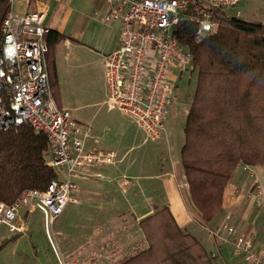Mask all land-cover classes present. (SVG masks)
I'll list each match as a JSON object with an SVG mask.
<instances>
[{
    "label": "built area",
    "instance_id": "1",
    "mask_svg": "<svg viewBox=\"0 0 264 264\" xmlns=\"http://www.w3.org/2000/svg\"><path fill=\"white\" fill-rule=\"evenodd\" d=\"M103 1L109 5L105 20L122 24L120 45L106 58L105 104L130 118L146 141H157L167 133V111L174 90L169 75L174 69L193 66L192 51L178 38L180 25L183 21L196 23L193 39L199 44L217 29L209 7L235 6L243 0H202L198 12L192 0ZM9 4L2 25L0 131L30 125L45 134L57 178L44 190L25 191L12 204L0 202V226L13 233L27 232L23 209L39 210L48 241L55 249L54 224L69 203H80V181L89 167L115 165L117 153L88 149L87 132L69 109L58 105L52 93L45 38L49 31L45 25L47 9L20 11L18 0ZM244 166L255 204L264 209V184L251 166ZM229 220L227 216L218 229L212 230V237L218 244L232 246L233 254L243 263L264 264V246L257 245L252 236L240 232Z\"/></svg>",
    "mask_w": 264,
    "mask_h": 264
},
{
    "label": "trees",
    "instance_id": "2",
    "mask_svg": "<svg viewBox=\"0 0 264 264\" xmlns=\"http://www.w3.org/2000/svg\"><path fill=\"white\" fill-rule=\"evenodd\" d=\"M192 1L198 12L202 0ZM9 3L0 0V55ZM209 10L217 29L199 44L193 39L196 23L183 21L178 32L180 43L194 55L198 75L180 159L189 200L205 225L224 210L225 191L237 166H264V24L227 17L217 7ZM45 38L57 98L56 47L65 35L49 29ZM51 159L46 135L30 125L0 131V202L12 204L29 189H46L57 178ZM140 225L149 247L118 264H216L201 242L179 227L168 207L157 208Z\"/></svg>",
    "mask_w": 264,
    "mask_h": 264
},
{
    "label": "crops",
    "instance_id": "3",
    "mask_svg": "<svg viewBox=\"0 0 264 264\" xmlns=\"http://www.w3.org/2000/svg\"><path fill=\"white\" fill-rule=\"evenodd\" d=\"M55 1L62 2V0ZM50 2L51 0H34V2L29 0L27 7L34 10L45 7L47 9L45 20L47 29H54L65 35V39L56 47L59 92L55 99L60 107L71 111L75 122L83 131L87 132L86 146L88 149L113 150L117 153L115 165L89 167L87 175L80 181L77 195L80 203H69L67 207L75 205L77 213H90V218L94 222V230L98 234V242L103 243L104 251L111 254L112 261H114L115 245H118L117 249L124 255L122 260L132 258L149 247L140 223L143 219L153 215L157 208L166 206L170 209L179 227L195 236L212 256L215 254L213 257L216 264H245L235 257L232 246L218 244L210 234L212 230L218 229L226 221L227 216H230L229 222L236 226L240 232L252 236L257 245L264 246V209L255 204L254 190L244 164L237 166L225 191L224 210L212 222L205 225L199 221L197 212L189 200V184L187 186V178L183 173L180 159V150L184 142L182 138H176L175 141L173 131L167 130L164 135L167 139L166 143H169V139L174 147L171 148L169 144L168 148L171 154L168 153V155L165 154L164 147H162L164 141L160 143L161 139L153 142L145 141L147 143L143 140L141 144H134V136L124 129L116 133L120 134L119 139L129 136L128 139H125L129 143L126 144L125 150L117 146L119 139L114 140L117 141L115 146L101 144L104 135L108 134L111 128L108 126L105 130L104 126L95 125L94 118L99 117V111L107 97L106 58L120 45L122 24L120 21L107 22L104 20L114 27L118 24L120 28L102 57L103 64L97 75L98 80H94V87L90 85L93 90L91 88L84 89L80 85L83 83L80 82V79L88 71L85 68L86 65L81 62V54L87 52V48L76 35V31L69 30L68 24L63 26L64 29H61L57 22L51 23L54 20H49ZM101 2L98 11L105 16L109 5L103 0ZM256 2L260 4L259 1ZM245 3L248 2L245 1ZM20 11H25V8L21 6ZM175 94L177 93L173 90L166 122L170 107L173 105L172 102L176 100L174 99ZM91 105L98 108L89 119L91 114L86 116L84 110L92 108ZM111 112L115 113V110L110 109L106 113L112 115ZM112 116L110 118L113 119L115 116ZM258 170L260 175L257 176L264 184V166H259ZM123 180L128 183L123 185ZM110 183L116 187L109 188ZM23 210L27 211V209ZM37 211L39 210L27 211V213L35 214ZM23 214L27 221V215ZM132 225L137 226L141 231L137 239L130 235ZM104 251L100 250V253L103 254ZM219 259L221 262L218 261Z\"/></svg>",
    "mask_w": 264,
    "mask_h": 264
},
{
    "label": "rangeland",
    "instance_id": "4",
    "mask_svg": "<svg viewBox=\"0 0 264 264\" xmlns=\"http://www.w3.org/2000/svg\"><path fill=\"white\" fill-rule=\"evenodd\" d=\"M18 1L25 10H34L27 7L29 0ZM101 1L62 0V2H56L51 0L49 4V20H54L51 23L55 24L57 22L58 25L60 24L61 29H64L65 25L68 24L69 30L76 31V35L79 36V39L87 48V52L81 54V62L86 65L85 68L88 71L80 79V82H83L80 85L84 89H90L95 86L94 80H98L97 75L103 64L102 57L120 28L118 24L114 27L104 21L105 16L98 11ZM245 1L249 4L245 3ZM245 1L235 6L217 8L222 9V14L227 17L235 16L248 22L264 24V0ZM256 1H259L260 4ZM197 76L193 66L185 70L174 69L169 75V79L174 85V90L177 94L174 96L176 100L172 102L173 105L170 107L171 111L169 110L166 130L173 131L175 141L176 138H182L184 141L183 128L187 114L186 109L195 92ZM105 101L99 111V117L96 116L94 118L95 125L104 126L105 130L108 126L111 128V131L104 135L101 144L115 146L117 141L115 142L114 140L119 139L120 136L116 132L121 129L129 131L134 136V144H141L143 140L145 142L143 131L130 118L122 116L116 110L115 113H113L114 111L111 112L115 117L113 119L110 118L112 115L106 113L110 109L105 104ZM91 107L84 110L86 116L91 114L89 119H91L98 108L95 105H91ZM128 138L129 136H124L123 139L121 137L117 146L125 150L126 144H129L125 139ZM160 139V143L164 141L162 147H164L165 154H171L168 148L169 144L171 148H174L171 140L168 139L169 143L167 144L165 136ZM253 169L257 175H260L259 166H255ZM108 187L112 188L116 187V185H111L110 183ZM75 208V205H69L64 214L54 224L53 229L56 232L58 241L55 249L48 241L43 225V216L39 211L35 214H28L26 210H23V213L27 215L29 227L27 232L13 233L9 231L7 226H0V243L6 242L0 251V264H116L121 261L124 255L117 249L118 245L114 246V261H112L111 254L104 251L103 243L98 242V234L94 230V222L90 218V213H77ZM130 230L132 231L130 235L135 239L141 234L137 226L132 225ZM100 250L104 251V253L101 254ZM218 261L221 262L220 259Z\"/></svg>",
    "mask_w": 264,
    "mask_h": 264
}]
</instances>
